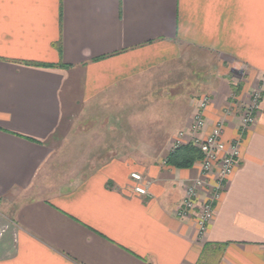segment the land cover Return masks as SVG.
I'll return each mask as SVG.
<instances>
[{"label":"crops","instance_id":"obj_1","mask_svg":"<svg viewBox=\"0 0 264 264\" xmlns=\"http://www.w3.org/2000/svg\"><path fill=\"white\" fill-rule=\"evenodd\" d=\"M257 88L200 238L175 215L199 165L167 157L201 96L229 141ZM72 135L98 164L48 183ZM0 264H264V0H0Z\"/></svg>","mask_w":264,"mask_h":264},{"label":"built area","instance_id":"obj_2","mask_svg":"<svg viewBox=\"0 0 264 264\" xmlns=\"http://www.w3.org/2000/svg\"><path fill=\"white\" fill-rule=\"evenodd\" d=\"M210 96L203 95L198 101L193 123L188 133L180 131L172 146V151L191 144L201 152L196 162L200 168L199 177L185 185V193L175 215L179 219L194 218L199 237L203 238L210 221L214 217L215 203L225 191L234 170L241 159V144L244 134L257 119L262 101V90H253L249 102L242 107L237 135L224 140L226 120H219L209 134L202 135L205 128V112L210 104ZM234 107V105H233ZM136 182L133 189L140 195L149 193V182L140 173H132Z\"/></svg>","mask_w":264,"mask_h":264},{"label":"rangeland","instance_id":"obj_3","mask_svg":"<svg viewBox=\"0 0 264 264\" xmlns=\"http://www.w3.org/2000/svg\"><path fill=\"white\" fill-rule=\"evenodd\" d=\"M88 143L87 136L78 137L72 135L67 149L51 159L45 168L46 174L48 173V183H62L71 177L80 179L93 172L98 164L95 160L98 153L89 151ZM14 206L15 203L13 201L6 204L5 209L7 208V211L5 213H10Z\"/></svg>","mask_w":264,"mask_h":264},{"label":"trees","instance_id":"obj_4","mask_svg":"<svg viewBox=\"0 0 264 264\" xmlns=\"http://www.w3.org/2000/svg\"><path fill=\"white\" fill-rule=\"evenodd\" d=\"M201 152L191 144H186L171 151L166 163L176 168H191L201 158Z\"/></svg>","mask_w":264,"mask_h":264}]
</instances>
